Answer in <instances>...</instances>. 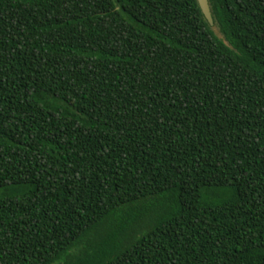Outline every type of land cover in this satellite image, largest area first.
Here are the masks:
<instances>
[{
  "label": "trees",
  "instance_id": "obj_1",
  "mask_svg": "<svg viewBox=\"0 0 264 264\" xmlns=\"http://www.w3.org/2000/svg\"><path fill=\"white\" fill-rule=\"evenodd\" d=\"M0 0V264H264V0Z\"/></svg>",
  "mask_w": 264,
  "mask_h": 264
},
{
  "label": "water",
  "instance_id": "obj_2",
  "mask_svg": "<svg viewBox=\"0 0 264 264\" xmlns=\"http://www.w3.org/2000/svg\"><path fill=\"white\" fill-rule=\"evenodd\" d=\"M199 5L203 11L204 16L206 19L211 22L212 21V12L209 4V0H198Z\"/></svg>",
  "mask_w": 264,
  "mask_h": 264
}]
</instances>
